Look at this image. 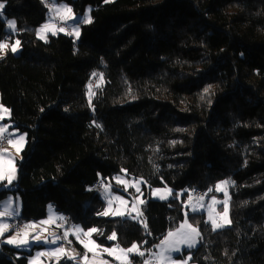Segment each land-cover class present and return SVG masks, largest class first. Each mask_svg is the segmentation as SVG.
<instances>
[{"label":"trees","instance_id":"obj_1","mask_svg":"<svg viewBox=\"0 0 264 264\" xmlns=\"http://www.w3.org/2000/svg\"><path fill=\"white\" fill-rule=\"evenodd\" d=\"M57 1L76 13L91 7L77 38L37 37L44 0H0V42L11 39L9 18L20 41L0 52V105L26 135L16 188L1 189L0 200L18 194L25 223L52 204L97 228L101 244L152 251L185 219L190 191L230 178V225L213 230L205 213L188 212L200 243L178 257L264 264V0ZM121 171L169 187L171 198H148L141 221L99 215L92 185ZM31 254L3 245L0 264H28Z\"/></svg>","mask_w":264,"mask_h":264},{"label":"rangeland","instance_id":"obj_2","mask_svg":"<svg viewBox=\"0 0 264 264\" xmlns=\"http://www.w3.org/2000/svg\"><path fill=\"white\" fill-rule=\"evenodd\" d=\"M52 1H53V4L47 6L48 7V19H47V21L45 23H43L42 26H39L36 28L37 37L42 39L41 35H43L44 38L42 40H47L48 36L50 34H53V31L55 33H57L60 28H57V27H54L51 25L52 20H55V19H61L63 21H66L71 27L70 33H73L74 28H78L79 34H80V27H76V22L82 21V22L86 23L85 18L86 17L91 18V15H90L91 7L87 6L83 13H76L73 10V8L70 5H68L67 3L58 2L57 0H52ZM63 6H66L67 8H71V13L69 14L66 11L57 12V9L62 8ZM5 20H6V22H8L10 20L15 21L14 18H9V19H5ZM45 24H49L52 27V30L51 31L45 30L43 33H41L40 30L43 28V26ZM7 29L9 30V33L11 35V39L7 40V41H3V43H7L8 45H10V47H12L13 45H15V43L17 41L15 38L16 22H15V29H10L8 27V23H7ZM72 35L75 38H77L79 36V35L77 36L75 33H73ZM99 81H100V78L98 79V83H99ZM88 94H89V96H91L90 91ZM89 100H92V97L91 98L89 97ZM3 108L7 109L4 106H3ZM2 114H3V119L0 120V125H7L8 126V132H7L8 135H9V133H14V135H12V136L9 135V137L18 140L19 136H21V135L24 136V140L21 143H18L16 146L8 145L4 149H2V150H6L3 163L5 164V167H7L9 169H11V168L15 169V179L12 181V183L10 185L7 184V181L0 182V190L1 189L14 190L16 188L14 184L17 180L16 161H17V159H19L21 157V151L24 148V145L26 142V135H25V133L20 131L18 128H16L14 123L9 121V114H10L9 112L2 113ZM17 148H19V151H17ZM9 161H10V163H9ZM118 180L119 181H125V182H127V184H125L123 182H118ZM222 181H229V183L227 185H222V187L224 188V191H217L216 186L218 184H220ZM232 184H233V181L230 178L218 181L215 184V187L212 188L211 192L208 191L209 189L206 190L208 192V195H209L208 200L203 199L202 201H200V200H198L197 196L191 197V199H190V193L193 192L194 190L190 191L187 199L184 202L185 213H188V212L205 213L207 222L210 223L212 226V222L209 220V206L211 205L213 208L212 218L218 224L224 225L223 227H220L217 229H222V228L229 226L231 223V219H230V189L229 188L231 187ZM106 186H107V189H106ZM144 186L147 187L146 190L144 189ZM136 187L140 188V190H141L140 193L136 192ZM157 189H160L163 191L161 193H157L156 192ZM168 189H170V188L167 186L149 188L148 183L145 180H143L141 178L128 177L125 173H123L121 171L120 173L114 175L112 178H108L106 181H103L101 183V186L97 190H99L100 198L104 203V208L101 212H103L105 209H107L109 207L108 201H109V199H111L112 207H111L110 211H115V210L125 211L126 215L123 217L132 218L135 216V217H137L135 220L141 221V216L137 215V211L132 210V205L135 204L138 211L142 212L141 211L142 206L145 203L140 204L139 201L136 200L135 198L139 196V198L145 202L148 200V198L155 199V200H169L171 198L172 194L168 195L166 199H160V195L166 194V191ZM200 189H202V188H200ZM203 190H205V189H203ZM145 191H147V197H145ZM225 191L228 193L227 197H225V195H224ZM171 193H172V190H171ZM180 194H181V192H179L178 196H180ZM117 196L122 197L123 200L126 201L127 203L124 204L120 200H116L115 197H117ZM213 197L216 200L215 204L212 203ZM225 199H227V202H228V220H230V223H225V221L223 219V209H224L223 201H225ZM9 200H11L12 208L15 209L16 214H14L11 217H0V223H6L9 225V230L7 232H5L4 235L0 236V246L5 245V246H9V247L18 248L20 250H24L27 252H32V254L28 256V264H55L61 260H69L70 264H83V261L79 260L77 256H76L75 260H70L65 255H48L47 254V253L52 252L53 249L59 247L58 243L60 242V239H57V237H60V236L58 235V231H61L63 233L65 231H67V223L64 221V219L63 220L59 219V217H63V214L60 213L59 211H57L56 208L52 204H49L47 206V214L44 218L38 219L36 221L31 220V222L25 223V225L35 224L36 228H25V226H24L20 230H15L11 221H12V219L20 216L21 200H20V197L18 194H14L13 192H8L7 196L4 199L0 200V211H3V209H4V202L9 201ZM201 205H202V207H201ZM193 206L196 207V209H197L196 211H193ZM107 216L108 217H121V216H113L111 214H109ZM50 218H51L50 223H48V224L41 223L42 221L50 220ZM182 222L183 221H181L179 223V225ZM189 223H191V222L189 221ZM179 225L170 229L169 231L175 230L176 228L179 227ZM192 225L195 226L194 224H192ZM77 226L84 229L79 224H74V228ZM93 228H95V227H93ZM89 229H91V228H89ZM87 230L88 229H84V231H87ZM25 231L29 234L27 237L29 242L27 244H10V243H7L8 238H10L12 236H17L18 240L24 238L23 234ZM18 233H19V235H17ZM80 235H81V239H85V240L87 239L82 234H80ZM93 235H94V233L92 234L91 238L93 240H95L96 243L98 245H100L102 248H110V247H114L115 245H117V243H112L110 245L101 244L100 242H98L93 237ZM37 236L39 237V241L34 239V237H37ZM74 238H75V236H74ZM68 239L72 240V238L70 236L68 237ZM75 240H76V238H75ZM161 240H160V242H161ZM50 241H56V242L50 243ZM196 241L197 242H196L194 247L189 248L187 245L181 244L178 246L180 249L179 251H172L170 253H166V255H171L172 261L171 262H165V264H183L184 261H187V264H195V263L191 262V260L189 259L190 255L181 256V257H178V255H183L184 250L190 251L192 249H195L200 243V236L196 237ZM160 242L156 245H159ZM79 245L81 246L80 243H79ZM156 245L154 246V249H152V253H156L159 251V249L156 248ZM119 246L121 248H124V249L131 247V246L124 247L121 245H119ZM67 251L69 253L75 255V253H73L69 250H67ZM38 253H46V254L42 255V256H38ZM131 255H136V254L134 253ZM82 256H83V253H82ZM88 256L90 259H92L93 253H88ZM105 256H108L107 253H101L102 259ZM137 256H139V255H137ZM110 258H114V257H110ZM153 259H155V257L152 256V262H153ZM153 264H157L156 259L153 262Z\"/></svg>","mask_w":264,"mask_h":264},{"label":"snow or ice","instance_id":"obj_3","mask_svg":"<svg viewBox=\"0 0 264 264\" xmlns=\"http://www.w3.org/2000/svg\"><path fill=\"white\" fill-rule=\"evenodd\" d=\"M105 2H109V0H105ZM4 8V4L0 3V9ZM60 11H66L67 13H71V8H67L66 6H63L62 8H58L57 12ZM0 15H2V13H0ZM85 22H91V18L90 17H86L85 18ZM8 27L10 29H15V21H8ZM45 30H52V27L49 24H45L43 26V28L40 30L41 33H43ZM59 31H64L63 28H60ZM73 33H75L77 36L79 35V29L78 28H74L73 29ZM73 33H69V34H73ZM53 34H55V32L53 31ZM41 38L43 39L44 36L41 35ZM20 41L17 40L15 45L12 46L11 50L13 52H15L17 50V46L19 45ZM6 48H8V44L7 43H3L0 42V52H2L3 50H5ZM208 89H205V92H207ZM9 112L8 109L3 108L2 105H0V120L3 119V114L2 113H7ZM97 127H99V125H97ZM8 132V126L7 125H0V141H3L5 139V133ZM10 136L14 135V133H9ZM24 140V136L21 135L19 136L18 140L17 139H13V138H9L7 139V143L9 145L12 146H16L18 143H21ZM5 151L6 150H0V182L3 181H7V184H11L12 181L15 179V169L14 168H7L5 167L4 162V157H5ZM17 151H19V148H17ZM10 163V161H9ZM118 182H123L125 184H127V182L125 181H119ZM229 183V181H222L220 184H218L216 186V190L217 191H224V188L222 187V185H227ZM134 186V185H133ZM107 189V186H106ZM163 190L157 189L156 192L157 193H161ZM209 192L212 191V189L208 190ZM136 192L140 193L141 190L139 187H136ZM171 190L168 189L166 191V194H162L160 195V199H166L168 195H171ZM225 197L228 196V193L225 191L224 192ZM116 200H120L122 203L126 204L127 202L123 200L122 197H115ZM136 200L139 201L140 204L145 203V201H143L142 199L138 197L135 198ZM191 199V197H190ZM204 199V196H200L198 197V200L202 201ZM212 203L215 204L216 200L213 197ZM109 207L107 209H105L103 212L98 213L99 215H103V216H107L109 214L113 215V216H125L126 212L125 211H121V210H115V211H110L111 207H112V201L111 199H109L108 201ZM224 204V209H223V219L225 221V223H230V220H228V202L227 199H225V201H223ZM202 207V205H201ZM132 210L133 211H137V215L138 216H142L143 213L139 212L138 209L136 208V205L133 204L132 205ZM196 207L193 206V211H196ZM212 212H213V208L210 205L209 206V220L212 222V227L213 230H216L217 228L223 227V224H218L213 218H212ZM15 213V209L12 208V202L11 200L4 202V209L3 211H0V217H11L13 216ZM133 219H136L137 217H132ZM59 219L63 220V217H59ZM50 220L47 221H42L41 223L43 224H48L50 223ZM144 227L145 229H147V223L144 222ZM25 228H36L35 224L32 225H25ZM9 230V225L6 223H0V236L4 235L5 232H7ZM98 232V229L96 228H91L88 229L87 231H84V229L80 228V227H75L74 229H70L64 232L63 237H57V239H64L67 240L69 244H71V240H68L69 235L75 236L76 240L78 243H80L82 245V247L85 249V252L83 254V256L80 257L81 261H83V264H110V262L108 260H104L101 258V253H107V255L109 257H114V259L116 261H120V264H131V260L129 258V254H133L135 253L136 255H139L141 257L145 256V252H148L151 256L155 257L157 264H165V262H171L172 261V257L171 255H166V253H170L172 251H179V245L183 244V245H187L189 248L194 247L196 244V237L200 236V231L198 229V227L193 226L191 223H189L188 219H187V213H185V219L183 220V222L179 225L178 228H176L175 230H171L169 231L164 238L161 240L159 245H156V248L159 249L158 252L156 253H152L151 249H147V250H141V246L133 243L131 245V247L124 249L121 248L118 244L115 245L114 247H110V248H102L100 245H98L96 243L95 240H93L92 234ZM82 234L84 237H86L87 239H81V235ZM19 235V233L17 234ZM24 238L22 239H17V236H12L10 238H8L7 243L10 244H27L29 241L27 239L28 237V233L25 231L24 232ZM34 239H36L37 241H39V237H34ZM108 240H116L117 239V234L116 232H113L111 235H109L107 237ZM56 241H50V243H55ZM146 243V242H145ZM88 253H93V257L92 259L89 258ZM46 253H38V256H42L45 255ZM48 255H65L68 257V259L70 260H75L76 256L79 255V253H76L75 255L69 253L65 248L63 247H57L55 249L52 250V252L47 253ZM190 259V257H189ZM143 264H152V261L150 259H144L143 260ZM183 264H187V261H184Z\"/></svg>","mask_w":264,"mask_h":264},{"label":"built area","instance_id":"obj_4","mask_svg":"<svg viewBox=\"0 0 264 264\" xmlns=\"http://www.w3.org/2000/svg\"><path fill=\"white\" fill-rule=\"evenodd\" d=\"M44 2L47 5L53 4L52 0H44ZM3 11H4L3 8L0 9V12H3ZM81 23H82L81 21L76 22V27H79L81 25ZM51 25L54 26V27H57V28H63L64 32H67V33H70V31H71L70 25L66 21H63L61 19L52 20ZM99 78H100V76L98 74H96L94 77L90 78L89 81L87 82V87L93 93H95L96 90H97V84H98V79ZM9 138H10L9 135L7 133H5V139L3 141H0V150L4 149L6 146L9 145L7 143V139H9ZM101 183H102L101 180H97L92 185V188L93 189H98L101 186ZM195 196H197V197L204 196V200H208V198H209L208 192L206 190H203V189H200V188L194 189V191L190 193V197H195ZM64 221L67 223V230L74 229V224L71 222L69 216L66 215L64 217ZM11 223L13 224V227H14L15 230H20L22 227L25 226V222L22 221L20 219V217L12 219ZM58 233H59L60 237H63V235H61L60 231ZM68 240H71V239H68ZM58 246L59 247H64L65 249H67V250H69V251H71V252H73L75 254L79 253V255H77V257H78L79 260H81L80 259V257L82 256L81 255V251H80V249L78 248V246L76 245V243L73 240H71V244H69L67 240L60 239V242H59ZM144 259H150L152 261V256L148 255ZM130 260H131V264H139V260H137V255H132L130 257ZM111 264H120V261H114Z\"/></svg>","mask_w":264,"mask_h":264},{"label":"crops","instance_id":"obj_5","mask_svg":"<svg viewBox=\"0 0 264 264\" xmlns=\"http://www.w3.org/2000/svg\"><path fill=\"white\" fill-rule=\"evenodd\" d=\"M17 49H18V46H17ZM63 217H65V215H63ZM36 221V220H35ZM31 222V221H30ZM28 223V222H27ZM59 232V231H58ZM61 232V231H60ZM64 233L63 232H61V235H63ZM58 235H59V233H58ZM60 236V235H59ZM71 238H72V240L76 243V245L79 247V249L81 250V255H82V253L84 254V248L83 247H81L80 245H79V243L77 242V240H75V238H74V236H72V235H69ZM59 244V243H58ZM14 248V247H13ZM16 249H18V248H16ZM185 251V250H184ZM134 254V253H133ZM130 256H129V258L132 256L131 254H129ZM104 260H108L109 262H110V264L112 263V262H114V261H116L114 258H110V257H108V256H105L104 258H103ZM155 261V259H153V262ZM153 262H152V264H153ZM139 264H143V260L141 261V262H139Z\"/></svg>","mask_w":264,"mask_h":264}]
</instances>
